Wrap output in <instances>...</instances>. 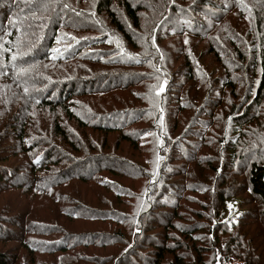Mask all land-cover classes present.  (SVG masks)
Listing matches in <instances>:
<instances>
[{
    "label": "trees",
    "instance_id": "1",
    "mask_svg": "<svg viewBox=\"0 0 264 264\" xmlns=\"http://www.w3.org/2000/svg\"><path fill=\"white\" fill-rule=\"evenodd\" d=\"M74 2L0 0L1 15L42 18L7 21L0 44V77L16 84L0 109V191L33 190L57 200L70 220L115 227L77 232L31 214L0 217V264H29L19 247L34 255L31 264H208L206 251L209 264H264V0ZM232 7L245 13L246 32L231 28ZM169 37H178L175 51L191 83L205 70L193 50L202 41L221 62V74L205 81V92L184 89L174 74L146 112L116 106L118 92L137 86L140 73L170 56ZM69 61L76 67L57 75ZM93 97L111 102L96 98L102 103L93 106ZM33 106L52 114L49 124L36 118L38 109L29 114ZM143 119L150 126L137 127ZM27 122L30 131L40 124L52 130L29 136ZM74 122L84 135L70 132ZM89 129L116 132L136 149L157 147L160 163L149 173L145 158L93 142ZM198 165H209L210 180L195 176ZM116 173L147 183L126 184ZM75 180L92 182L105 195L96 200L106 204L86 202ZM241 190L257 202V212L240 207Z\"/></svg>",
    "mask_w": 264,
    "mask_h": 264
},
{
    "label": "rangeland",
    "instance_id": "2",
    "mask_svg": "<svg viewBox=\"0 0 264 264\" xmlns=\"http://www.w3.org/2000/svg\"><path fill=\"white\" fill-rule=\"evenodd\" d=\"M65 4L68 6H72L73 3H75V0H62ZM25 6V5H24ZM234 10V7L230 8L228 12H232ZM35 11V10H33ZM34 16H39V14L32 13L31 15H22L19 19H17V16H13L11 13L9 16H4L0 14V22L4 23V26L0 25V44L5 41L6 35L9 33V30L7 29V21L11 25H15L17 22L21 21L23 24H26L28 21H32V17ZM245 13L239 12V11H234L232 12L229 17H228V22L232 24L233 29H239L242 31H247V26H249L248 20L245 18ZM39 23H42V18L40 17V20H36ZM63 22V21H62ZM19 26V25H16ZM30 26H27L26 31H29ZM144 27V25H143ZM142 27V28H143ZM6 30V31H5ZM4 31V32H3ZM2 32V33H1ZM19 32V30H18ZM178 37H169L165 41V47L169 50L170 56L168 55V58L165 59L164 61H161V59H157L155 64L158 63L157 65H152L151 69H145L142 73H140V78L139 82L137 83V86H133L131 89H125L123 91H120L117 93L115 97V103L116 106H133L136 108V110H139V112H146L147 110L151 109L154 104H158L157 101H155V95L160 93V95L166 94L167 90V85H168V80L171 76L175 74V82L178 81L182 84V87L184 89L189 88L191 90H194L195 88H199L202 92H205V90L208 88V82H207V87H206V82L208 79L211 77H215V75L221 74V68L220 66L222 65L221 62H218L216 60V57L209 52L208 49V41H202L200 42V46L196 48V46L193 48L196 54V58L199 60H196L198 62V67L197 68H204L205 70L197 72L198 78L195 79V83H191L190 80L185 76L184 72L181 71L180 66H184L183 63V57L181 56L180 53H177L175 49L179 46H175L176 39ZM164 45V44H163ZM204 54V56H202ZM74 59V58H73ZM75 61V59H74ZM195 62V61H194ZM72 66L76 67V63H72V61H69V66L60 72H57V75L61 72H66L71 68ZM197 66V64H196ZM65 73V74H66ZM216 73V74H215ZM163 87V91H160V88ZM11 91L15 92L16 91V84L12 81H10L8 78L0 77V109L7 103L9 99H11L12 95L10 93ZM142 97L143 99H141ZM95 100H91V103L98 105L99 103H102V101L99 100H106L105 102L110 103L111 100L108 97H101L98 98L99 100H96L95 97H93ZM73 105L74 110L78 111L77 105ZM36 110V118L38 120H44L46 124H49L50 121L52 120V114L49 112L44 111V109H40V106H33L29 114H32L34 109ZM108 109V108H107ZM117 109V107L115 108ZM57 114L61 115L60 112H57ZM30 121V119H29ZM28 121V122H29ZM27 124H25V130L26 134H29V136H34L37 134H44L42 133V129H48L52 130L51 126L40 124L41 126L34 127L30 131V127ZM145 126H150V122H148L147 119H143L137 124V127L143 128ZM72 134H74L77 137V134H82L84 131H81V129L78 128V125L74 122L72 124V128L70 130ZM3 135L6 136V132L3 131ZM49 133V132H48ZM92 135V136H91ZM13 134H9L10 139H12L13 142ZM89 139L92 138V141L95 142L97 138L102 139L107 143L110 149H115L113 150L116 153H121L124 155H127L129 157H132L138 161H143L144 158L148 162V167H149V173L151 170H155L160 163L159 159V154L157 147L152 149V146L150 144H143L142 148L139 147L140 149H136L135 147L131 146L129 142L124 141L120 139V134L113 132L106 134L104 132H97V131H92L88 130L87 131V136ZM15 142V141H14ZM91 142V140H89ZM2 147V146H1ZM13 148L9 150L11 153ZM209 152H212L211 150L208 149ZM205 150V152H208ZM36 151L32 152V155H34ZM203 153V151H202ZM201 153V154H202ZM23 159L29 158V155L23 154L22 155ZM197 169V174L195 173V176H197L200 179L203 180H210L211 175H213V172L210 170L209 165H198L195 167ZM228 170V166H226V171ZM245 175V174H244ZM240 178H242V175H239ZM115 178L120 180L121 182H124L126 184H131L133 183L134 185L137 186H145L147 183L145 177L143 176L142 178H137V179H129L124 176H120L117 173L115 174ZM75 187L79 190V192L82 193V195L85 198V201L93 204V205H98L103 207L104 201H97L96 199L99 198L100 196L104 199L103 194L93 190L94 184L92 182H87V183H81L79 180H75ZM65 191L67 192V188H65ZM29 192L36 193L33 190H25V189H6V191H0L2 193L1 195H4V197L0 198V217L3 218V220H8L14 216H19V215H24V214H31L32 219H34L36 222H51L58 224L59 223L67 227L68 229L72 231H77V232H84V231H96V230H111L115 226L109 223H99L95 222L92 223L87 220H70V218L66 217L64 215V208L60 207V204L58 207H55L56 203H52L48 198H46L43 195H40L39 193L36 194H30ZM202 198H205L206 200H209L208 196H203ZM239 198L242 200L240 207L242 209L248 208L253 211L259 210V206L257 202H254L252 198L249 196V193L241 190ZM101 199V200H103ZM122 207H125L122 204ZM255 211V212H257ZM21 213V214H20ZM8 226V225H7ZM53 236H57L53 235ZM204 245H206L204 243ZM9 246V245H8ZM22 248V253L24 256H26L27 263L31 264L32 259L34 258V255L28 254V250L25 247H19ZM117 249L111 250L110 253H116ZM215 258L212 257V261ZM204 260L209 264V252H205L204 254Z\"/></svg>",
    "mask_w": 264,
    "mask_h": 264
},
{
    "label": "snow or ice",
    "instance_id": "3",
    "mask_svg": "<svg viewBox=\"0 0 264 264\" xmlns=\"http://www.w3.org/2000/svg\"><path fill=\"white\" fill-rule=\"evenodd\" d=\"M13 58H14V57H13ZM163 90H164L163 87H161V88H160V91H163Z\"/></svg>",
    "mask_w": 264,
    "mask_h": 264
},
{
    "label": "bare ground",
    "instance_id": "4",
    "mask_svg": "<svg viewBox=\"0 0 264 264\" xmlns=\"http://www.w3.org/2000/svg\"><path fill=\"white\" fill-rule=\"evenodd\" d=\"M86 128V127H85ZM139 260V259H138Z\"/></svg>",
    "mask_w": 264,
    "mask_h": 264
}]
</instances>
